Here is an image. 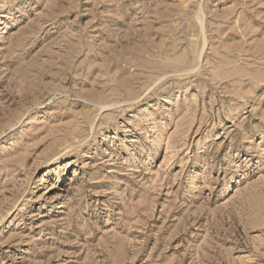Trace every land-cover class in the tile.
<instances>
[{"label":"rangeland","instance_id":"rangeland-1","mask_svg":"<svg viewBox=\"0 0 264 264\" xmlns=\"http://www.w3.org/2000/svg\"><path fill=\"white\" fill-rule=\"evenodd\" d=\"M0 264H264V0H0Z\"/></svg>","mask_w":264,"mask_h":264},{"label":"bare ground","instance_id":"bare-ground-1","mask_svg":"<svg viewBox=\"0 0 264 264\" xmlns=\"http://www.w3.org/2000/svg\"><path fill=\"white\" fill-rule=\"evenodd\" d=\"M190 46H191V43H190ZM192 47V46H191ZM172 62V61H171ZM169 63V62H167V63H169V64H173V62L172 63ZM175 62H177V63H174L173 65H168V64H165V62H163V63H160L159 64V62H158V64L157 65H159V70H161V69H163V68H165L166 66H164V65H167L168 66V68H177V67H180V66H183L186 62H187V60L186 59H183V60H175ZM162 64V65H161ZM160 65L162 66V67H160ZM156 68V67H155ZM167 68V67H166ZM167 68V69H168Z\"/></svg>","mask_w":264,"mask_h":264}]
</instances>
